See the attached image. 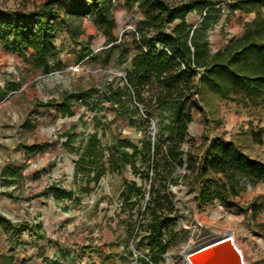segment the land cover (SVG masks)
<instances>
[{
    "label": "rangeland",
    "instance_id": "rangeland-1",
    "mask_svg": "<svg viewBox=\"0 0 264 264\" xmlns=\"http://www.w3.org/2000/svg\"><path fill=\"white\" fill-rule=\"evenodd\" d=\"M41 1L0 0V8L33 9ZM113 4V33L117 40H127L125 33L133 31L140 10L136 5H124L123 0H113ZM60 6L62 12L66 5ZM222 6L218 22L207 31L212 51L241 32L243 24L255 15L241 10L230 13L225 3ZM81 19L84 33L76 43L64 28L57 31L61 66L48 73L30 67L28 51L8 50L0 43V86H12L0 95V212L32 225L40 223L44 229L40 231L43 238L36 242L28 230L21 234V243L7 241L0 232V264H9L13 258L14 264H49L43 254H54L51 261L56 264H140L136 254L149 261L148 247L139 243L140 234L133 240L127 232L129 221H136L138 210L148 198V179L134 173L129 165H115L112 141L127 138L141 147L144 132L152 138L157 116L148 117L140 108L139 115H133L134 124H130L125 115L117 113L115 105L100 99L105 82L122 77L128 60L116 63L115 52H100L108 46L105 36L88 15ZM187 19L196 23L199 15L192 12ZM78 42L89 44L100 54L96 59L79 60ZM77 90L88 91L87 102L76 100L72 114H62L58 110L62 94ZM197 97L202 112L191 111L184 150H197L202 141L222 136L248 156L264 162V106L222 99L204 88ZM31 145L37 147L34 152ZM89 146L92 158L81 167L76 163ZM176 172L182 175L187 169L183 164ZM189 180L181 176L170 184L179 233L162 254L167 259L157 264H176L180 252L188 246L201 244L211 235L230 233L242 249L246 264H264V181L243 178L234 199L236 205L226 207L217 200L198 203L195 190H189ZM128 181L141 187L140 194L131 198L134 205L130 216L129 210L122 208V191ZM52 187L71 190L75 199H54ZM37 244L41 248L36 249ZM127 248L132 249L133 256ZM40 249L42 256L36 257ZM210 249L194 252L191 260L199 264Z\"/></svg>",
    "mask_w": 264,
    "mask_h": 264
},
{
    "label": "trees",
    "instance_id": "trees-1",
    "mask_svg": "<svg viewBox=\"0 0 264 264\" xmlns=\"http://www.w3.org/2000/svg\"><path fill=\"white\" fill-rule=\"evenodd\" d=\"M222 3L230 13L241 10L255 15L243 24L238 35L228 37L224 45L212 51L207 31L224 11ZM62 4L66 7L61 12ZM123 4L136 5L141 13L133 31L125 33L127 40H117L113 33V0H42L33 9L0 8V43L8 50L28 51L30 67L48 73L61 66L57 31L64 28L76 43L84 33L81 17L88 15L106 38L108 46L100 52H115L116 63L128 60L122 77L105 82L100 99L115 105L117 113L125 115L130 124H134L133 115H139L140 108L148 117L157 116L152 138L144 132L141 147L127 138L112 141L115 165H129L134 173L148 179V198L138 210L136 221H129L127 232L133 240L140 234L139 243L148 247L149 261L135 255L140 264H157L179 233L174 193L170 190V184L179 177H189V190H195L198 203L217 200L226 207L236 205L234 199L243 178L264 181V162L248 156L222 136L202 141L197 150L182 147L191 111L202 112L197 97L201 88L222 99L264 106V0H123ZM192 12L199 15L196 23L187 19ZM78 45L79 60L96 59L100 54L87 43ZM11 87L0 86V95ZM87 95L86 90L63 93L58 110L71 115L72 104L76 100L87 102ZM36 149L30 146V151ZM91 150L87 147L76 164L83 167L85 160L92 158ZM183 164L187 172L180 175L176 169ZM140 190L134 181L124 185L122 208L129 210V216L134 205L131 198ZM51 195L56 200L75 199L71 190L60 187H52ZM40 227V223L12 221L0 213V229L9 242H17L25 230L42 238ZM127 253L133 256L131 248Z\"/></svg>",
    "mask_w": 264,
    "mask_h": 264
},
{
    "label": "water",
    "instance_id": "water-1",
    "mask_svg": "<svg viewBox=\"0 0 264 264\" xmlns=\"http://www.w3.org/2000/svg\"><path fill=\"white\" fill-rule=\"evenodd\" d=\"M229 237V235H226L208 239L204 243L195 245L191 249V252H204L211 248L200 259L199 264H243L242 255L236 250L229 239L225 240Z\"/></svg>",
    "mask_w": 264,
    "mask_h": 264
},
{
    "label": "crops",
    "instance_id": "crops-1",
    "mask_svg": "<svg viewBox=\"0 0 264 264\" xmlns=\"http://www.w3.org/2000/svg\"><path fill=\"white\" fill-rule=\"evenodd\" d=\"M240 32H238L237 34H233V35H238ZM218 48V47H217ZM216 48V49H217ZM1 213V212H0ZM1 214H3V213H1ZM3 215H5V214H3ZM6 216V215H5ZM6 217H8V216H6ZM9 219H11L10 217H8ZM12 221H19V220H15V219H11ZM39 231H44V229H43V226H41L40 227V230ZM0 232L4 235V238H6V236H5V234L2 232V230L0 229ZM23 233H24V231H23ZM32 235L31 236V238H33V241L34 242H36V241H40L42 238H38V237H36L33 233H31L30 231H29V235ZM21 243L22 242V239H19L18 240V243ZM29 242H31V241H29ZM38 245V247H36V249L38 248L39 249V247L41 248V244H37ZM20 246V245H19ZM22 250V249H21ZM42 250L40 249V251H38V252H36L35 253V255H36V257H38V256H42V254L40 253ZM7 254V253H6ZM8 256H12L10 253L9 254H7ZM44 256H48V258L47 259H45L47 262H49V264H56V263H52V262H54V261H51V259L52 258H55V255L53 254V255H46V254H43V256L42 257H44ZM43 261L44 263L46 262V261ZM54 260V259H53ZM15 263V258H13V260H12V262L11 263H9V264H14ZM30 263V262H29Z\"/></svg>",
    "mask_w": 264,
    "mask_h": 264
},
{
    "label": "built area",
    "instance_id": "built-area-1",
    "mask_svg": "<svg viewBox=\"0 0 264 264\" xmlns=\"http://www.w3.org/2000/svg\"><path fill=\"white\" fill-rule=\"evenodd\" d=\"M178 222V221H177ZM179 226V225H178ZM232 235H230V237L229 238H226L225 240H227V239H229L230 241H231V243L234 245V247L236 248V250L240 253V251L237 249V247H236V245H235V243H233V241H232V237H231ZM186 251H187V248L186 249H184V250H182L181 252H180V260L178 261V263H176V264H194V262L190 259V254L189 253H186ZM194 253V252H193ZM241 254V253H240ZM163 256V259L164 258H166L167 259V257H164V255H162Z\"/></svg>",
    "mask_w": 264,
    "mask_h": 264
},
{
    "label": "bare ground",
    "instance_id": "bare-ground-1",
    "mask_svg": "<svg viewBox=\"0 0 264 264\" xmlns=\"http://www.w3.org/2000/svg\"><path fill=\"white\" fill-rule=\"evenodd\" d=\"M213 214L215 213V212H212ZM231 235H232V233H230ZM226 235H229V234H224V235H221L220 237H223V236H226ZM230 236V235H229ZM216 236H213V235H211V236H209V237H207V238H204V239H202L201 240V243H204V242H206L208 239H212V238H215ZM232 237V241H233V243H235V241H234V238H233V235L231 236ZM236 245V244H235ZM194 246L193 245H190V246H188L187 247V251H186V253H189L190 254V259L194 256V253L193 252H191V249L193 248ZM237 247V246H236ZM237 249L240 251V253H241V255H242V262H243V264H246V261H245V257H244V253H243V251H242V249H240V248H238L237 247ZM197 252V251H196Z\"/></svg>",
    "mask_w": 264,
    "mask_h": 264
}]
</instances>
